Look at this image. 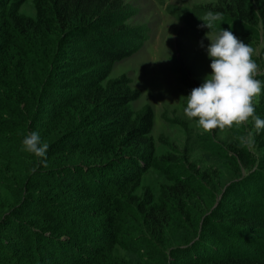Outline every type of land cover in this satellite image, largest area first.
<instances>
[{"label": "trees", "instance_id": "trees-1", "mask_svg": "<svg viewBox=\"0 0 264 264\" xmlns=\"http://www.w3.org/2000/svg\"><path fill=\"white\" fill-rule=\"evenodd\" d=\"M33 1L36 15L28 16L20 11L26 0H0V180L27 194L13 215L0 214L4 229L16 228L9 239L18 241L5 239V253L23 264H264V162L245 144H217L216 177L174 172L155 156L153 109L134 114L129 108L141 90L127 75L109 77L149 37L147 26L126 23L137 10L123 0ZM168 10L201 36L240 32L254 49L255 78L264 83V0ZM208 12L220 16L212 29L200 27L199 16ZM178 70L186 88L197 87L183 66ZM255 115L264 119V101ZM31 131L49 148L45 158L26 151L21 169L12 156L19 147L25 151L23 139ZM253 135L263 149L264 129L254 128ZM67 153L83 162L55 166L70 159ZM224 166L233 177L243 168L248 175L227 188L220 207L201 214L199 195L214 194L231 180L221 175ZM149 171L168 182L158 196L151 189L133 194ZM72 190L95 199L86 209L99 214L96 233L76 229L57 208L67 207L63 195ZM230 191L237 205L226 202Z\"/></svg>", "mask_w": 264, "mask_h": 264}, {"label": "rangeland", "instance_id": "rangeland-1", "mask_svg": "<svg viewBox=\"0 0 264 264\" xmlns=\"http://www.w3.org/2000/svg\"><path fill=\"white\" fill-rule=\"evenodd\" d=\"M123 1L137 10L136 15L127 20L126 23L130 27L147 26L150 28L149 37L139 51L126 60L117 63L109 77L116 79L127 75L132 81L131 87L134 90H141L140 98L129 105L134 114H138L146 107L153 109L155 124L151 135L155 141V156L160 159L161 164L169 163L174 172L179 174L188 172L197 174L198 171H208L206 176L214 178L217 176L215 172L217 168L211 167L212 158L215 156L214 146L217 144L224 146L226 149L230 148V144L235 146L245 144L252 153L257 154L259 164H263L264 148H258L253 143V137L251 143L246 140L248 132L253 133L254 131V120L252 118L246 124L233 125L231 128H225L224 130L217 128L212 132H205L198 127V118L189 119L184 113L187 96L192 90L182 84L178 69L183 66L197 87L201 86L206 77L212 72L210 67L211 58L207 53V47L211 41L206 35L197 34L183 21L174 17L168 8L170 6L188 9L198 6L208 7L215 5L218 0H164V3L160 0ZM20 11L28 16H35L34 1L26 0ZM233 33L244 41L240 32ZM209 34L214 37L218 33ZM201 42L203 46H201ZM258 50L259 46L256 48L257 53H259ZM51 70H53L52 67ZM263 101L264 83L261 84V94L254 98L253 105L255 107L259 106ZM30 130H32L31 127ZM242 138L244 139L242 140ZM14 147H19V145ZM18 150L17 157L12 156V158L18 160V168L22 169L25 165L24 161H26L24 158H27L28 155L25 153L26 150H21L20 147ZM64 155L70 159L54 163L55 166H71L72 163L83 162L77 155L69 153ZM248 171L247 168H243L242 175L237 174L233 177L228 175L232 172L231 167L224 166L222 170L220 169L221 175L224 177L227 174L225 178H231V180L228 179L230 182L227 183L226 187L220 184L219 189L214 191V194L203 192L199 195L198 205L204 208L201 214L209 215L217 207H220L227 195V188L247 176ZM167 178L168 176L161 174V172L149 171L143 176L140 186H135L132 189L133 194L144 196V192L151 189V192L158 196L160 187L168 182ZM216 180L219 179L216 178ZM14 188L12 186L9 188L7 183L0 180V214H3V216L5 214L4 217L13 210L22 207L24 201H26L27 194L24 193L25 191ZM32 193L43 195L45 191L34 190ZM235 195V191H230L226 202L237 205L239 200L235 199ZM64 196L65 201L63 200V204H66L67 207L56 205L57 208L64 210L63 212L71 216V221H69L75 224L76 229L81 230V232L86 229L90 230L91 233H96V228L99 227V214L86 209L90 203L95 202V199L75 190L66 192ZM2 217L0 216V264H23L24 262H18L19 259L15 260L14 257L8 256L3 249L5 239H9L10 234L16 232V228L8 226L4 229V217ZM12 219L18 220L20 217H12ZM198 223L199 233H201L203 231L202 217L197 220ZM9 240L14 243L18 242L13 239ZM52 264L56 263L53 262Z\"/></svg>", "mask_w": 264, "mask_h": 264}, {"label": "clouds", "instance_id": "clouds-1", "mask_svg": "<svg viewBox=\"0 0 264 264\" xmlns=\"http://www.w3.org/2000/svg\"><path fill=\"white\" fill-rule=\"evenodd\" d=\"M199 17L204 21L200 27L209 29L220 19L219 14L212 12ZM209 33H206L211 41L207 53L212 72L187 96L184 113L189 119L198 118V127L205 132L246 124L252 118L255 131L259 133L264 129V119L255 115L253 105L254 98L261 94V81L255 78L260 74L259 68L252 59L254 49L230 30L222 29L214 37ZM252 137L253 133L249 131L248 143L252 142ZM23 146L40 158L46 157L49 148L34 131L24 137Z\"/></svg>", "mask_w": 264, "mask_h": 264}]
</instances>
